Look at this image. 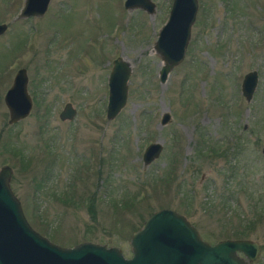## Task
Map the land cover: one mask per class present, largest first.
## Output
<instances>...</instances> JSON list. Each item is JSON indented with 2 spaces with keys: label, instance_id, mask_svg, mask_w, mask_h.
Masks as SVG:
<instances>
[{
  "label": "rangeland",
  "instance_id": "1",
  "mask_svg": "<svg viewBox=\"0 0 264 264\" xmlns=\"http://www.w3.org/2000/svg\"><path fill=\"white\" fill-rule=\"evenodd\" d=\"M123 1L50 0L42 16L14 20L22 0H0V167L11 169L27 222L47 227L54 239L38 233L59 246L88 233L86 241L129 257L130 234L160 208L183 215L209 243L252 221L245 238L260 251L249 264H264V0H197L183 59L162 84L152 44L171 0H151L152 14ZM116 57L130 66L127 97L106 119ZM20 67L32 107L8 124L2 98ZM250 70L257 80L246 101L240 83ZM65 103L75 110L70 120L58 118ZM153 141L162 149L142 164ZM211 147L222 154H206ZM90 193L94 220L82 201Z\"/></svg>",
  "mask_w": 264,
  "mask_h": 264
},
{
  "label": "water",
  "instance_id": "2",
  "mask_svg": "<svg viewBox=\"0 0 264 264\" xmlns=\"http://www.w3.org/2000/svg\"><path fill=\"white\" fill-rule=\"evenodd\" d=\"M50 0H22L14 20L39 17L46 11ZM126 10L140 8L147 14L154 11L151 0H124ZM197 0H171L165 21L159 27L152 50L160 57L157 72L159 83L166 79L168 71L181 62L195 17ZM7 29L0 22V35ZM128 62L116 57L111 61L107 74L105 118H113L123 107L130 75ZM27 74L18 68L9 87L3 94L8 124L25 118L32 107L27 91ZM257 80L255 70L246 72L240 83V93L247 101ZM75 110L65 103L60 120H70ZM170 119L163 113L160 125ZM162 144L153 141L141 154L142 164L158 157ZM263 158H264V148ZM11 169L0 167V264H249L259 254V244L247 238H224L216 242L204 241L187 219L169 208H160L148 214L141 226L129 237L131 255L124 257L115 246L82 241L69 247L59 246L35 231L27 222L19 200L9 186Z\"/></svg>",
  "mask_w": 264,
  "mask_h": 264
},
{
  "label": "trees",
  "instance_id": "3",
  "mask_svg": "<svg viewBox=\"0 0 264 264\" xmlns=\"http://www.w3.org/2000/svg\"><path fill=\"white\" fill-rule=\"evenodd\" d=\"M25 43V41H23L22 42V44H24ZM15 57V56H14ZM13 57V58H14ZM13 58L8 62V64L6 65V67L8 66V65H10V64H12L13 62ZM3 149L5 150V151H10L9 149H8V147L7 146H3ZM208 149V148H207ZM211 149V150H210ZM210 149H208V152H206V154H210L211 152L212 153H214L215 155L217 154V155H220V154H222L221 152H222V150L220 151V152H217V149H219V148H217V149H215V147H211ZM13 152H14V150H12ZM224 153V152H223ZM18 157L20 158V159H22L24 156H23V152L21 151V150H18ZM23 160H24V158H23ZM22 160V161H23ZM97 173H98V176H99V171H97ZM167 179H168V177L167 178H164L163 180H162V182H163V184L167 181ZM168 182V181H167ZM37 187L38 188H41V187H43V183H41V184H37ZM232 196H233V194H232ZM56 199H58L60 202H62V203H64V202H67V200H65L64 199V193H61V194H56ZM81 199H83V197H81ZM82 201H84L85 202V208H86V210H87V212L89 213V215H90V218L91 219H95L96 218V210H95V208H94V205H95V194L94 193H90V194H87V197H85V199H83ZM262 214H260V216H261ZM143 220V219H142ZM33 222H34V220H33ZM32 222V223H33ZM35 223V222H34ZM227 223V222H226ZM225 223V224H226ZM31 224V223H30ZM253 224H254V222H252V221H245V222H239V224H238V227H237V229H235L234 230V232H232V234H233V236L231 237V238H245V237H247L248 236V234H250L251 232H252V230H253ZM227 228H229V229H231L232 227H230V224H227V225H225ZM35 227L37 228V230L39 231V232H45V234H47V236L50 238V239H54V237L55 236H53L52 234H49L48 233V228L46 227L45 228V230H44V228H42V226H40V225H35ZM134 229V228H133ZM41 230V231H40ZM135 230V229H134ZM232 230V229H231ZM37 231V232H38ZM46 231H47V233H46ZM91 238H93V235H91V234H88V233H86V234H83V236H82V240H84V241H86V240H90Z\"/></svg>",
  "mask_w": 264,
  "mask_h": 264
}]
</instances>
